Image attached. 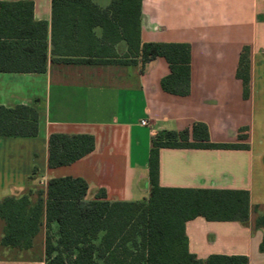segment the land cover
<instances>
[{
  "label": "crops",
  "instance_id": "1",
  "mask_svg": "<svg viewBox=\"0 0 264 264\" xmlns=\"http://www.w3.org/2000/svg\"><path fill=\"white\" fill-rule=\"evenodd\" d=\"M19 1L32 2L33 21L48 24L46 64L42 73L0 72V106H27L38 116L36 137H0V200L34 196L46 191L50 179L72 177L86 182V201L101 189L110 203L145 201L152 137L201 122L212 143H242L248 149H160L159 186L247 191L249 222L190 220L185 224L188 250L202 261L226 255L264 264L259 250L264 230L253 226L264 214V0H141V42L190 46V92L184 97L161 89L169 74L163 58L143 72L138 63L54 62L51 0H0ZM92 2L106 8L111 0ZM95 34L100 37L101 29ZM244 46L250 52L247 98L236 77ZM114 50L127 54L126 43L119 41ZM242 129L247 139L239 141ZM53 133L92 135L94 149L70 165L48 168L47 141ZM51 227L55 231L57 225ZM42 230L38 256L0 258V264H44Z\"/></svg>",
  "mask_w": 264,
  "mask_h": 264
},
{
  "label": "trees",
  "instance_id": "2",
  "mask_svg": "<svg viewBox=\"0 0 264 264\" xmlns=\"http://www.w3.org/2000/svg\"><path fill=\"white\" fill-rule=\"evenodd\" d=\"M29 1L0 2V72L42 73L46 64L47 22L32 19ZM141 0H111L100 8L92 0H51L50 43L54 62L84 64H139L140 72L157 58L169 67L161 89L171 95L190 92V46L186 43H144L140 39ZM101 29L97 37L95 29ZM124 41L127 54L118 56L114 46ZM249 47L239 55L236 77L243 97L249 96ZM138 59V62L135 60ZM240 130L239 141L247 139ZM37 112L27 106H0V137H36ZM248 149L247 144H215L208 128L195 122L181 131H159L148 153L149 195L142 202L105 200L99 190L84 200L88 186L81 178L50 179L39 189L20 197L0 200L3 233L0 244L28 250L45 228L44 264H248L245 256L210 255L199 260L188 250L186 222L202 217L208 222L247 224L252 207L247 191L159 186V150ZM94 149L88 134H50L47 166L70 165ZM256 207H253V209ZM57 225L52 230L51 225ZM254 228L264 230V214ZM264 252V237L259 245Z\"/></svg>",
  "mask_w": 264,
  "mask_h": 264
},
{
  "label": "rangeland",
  "instance_id": "3",
  "mask_svg": "<svg viewBox=\"0 0 264 264\" xmlns=\"http://www.w3.org/2000/svg\"><path fill=\"white\" fill-rule=\"evenodd\" d=\"M4 224L0 221V240L3 233ZM42 236L43 230L33 239V246L28 250H17L10 247H3L0 244V258H33L39 255L40 249H42Z\"/></svg>",
  "mask_w": 264,
  "mask_h": 264
},
{
  "label": "built area",
  "instance_id": "4",
  "mask_svg": "<svg viewBox=\"0 0 264 264\" xmlns=\"http://www.w3.org/2000/svg\"><path fill=\"white\" fill-rule=\"evenodd\" d=\"M140 125H142V126H148V122L145 121V120H141L140 121Z\"/></svg>",
  "mask_w": 264,
  "mask_h": 264
}]
</instances>
